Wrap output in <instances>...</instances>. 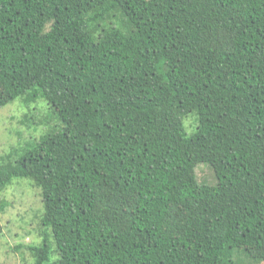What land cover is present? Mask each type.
<instances>
[{"label": "trees", "instance_id": "obj_1", "mask_svg": "<svg viewBox=\"0 0 264 264\" xmlns=\"http://www.w3.org/2000/svg\"><path fill=\"white\" fill-rule=\"evenodd\" d=\"M20 97L61 121L0 160L41 190L34 264L264 263V0H0Z\"/></svg>", "mask_w": 264, "mask_h": 264}, {"label": "rangeland", "instance_id": "obj_2", "mask_svg": "<svg viewBox=\"0 0 264 264\" xmlns=\"http://www.w3.org/2000/svg\"><path fill=\"white\" fill-rule=\"evenodd\" d=\"M57 113L48 102L39 97L35 102L23 98L5 104L0 108V160L16 161L40 140L44 133L60 129ZM189 134L197 131L196 115L185 120ZM199 177L205 183H216L212 167L200 163ZM43 206L41 190L29 178L14 180V184L0 191V264H34L35 257L30 245L38 244L49 234L41 222ZM239 264L252 263L244 260Z\"/></svg>", "mask_w": 264, "mask_h": 264}]
</instances>
